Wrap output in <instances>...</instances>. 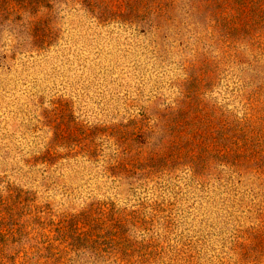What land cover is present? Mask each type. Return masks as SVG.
Returning a JSON list of instances; mask_svg holds the SVG:
<instances>
[{"label": "rangeland", "instance_id": "1", "mask_svg": "<svg viewBox=\"0 0 264 264\" xmlns=\"http://www.w3.org/2000/svg\"><path fill=\"white\" fill-rule=\"evenodd\" d=\"M0 216L1 264H264V0H0Z\"/></svg>", "mask_w": 264, "mask_h": 264}, {"label": "trees", "instance_id": "2", "mask_svg": "<svg viewBox=\"0 0 264 264\" xmlns=\"http://www.w3.org/2000/svg\"><path fill=\"white\" fill-rule=\"evenodd\" d=\"M7 205H4L3 211L8 213L11 216V212H8L6 209ZM6 222V221H5ZM5 222L2 216H0V264L4 259H12L14 256L8 253L11 249L14 248L11 246L12 238L15 235L13 229L5 228ZM14 254V253H13Z\"/></svg>", "mask_w": 264, "mask_h": 264}]
</instances>
